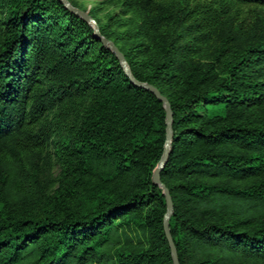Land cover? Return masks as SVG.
I'll return each mask as SVG.
<instances>
[{"label": "trees", "instance_id": "trees-1", "mask_svg": "<svg viewBox=\"0 0 264 264\" xmlns=\"http://www.w3.org/2000/svg\"><path fill=\"white\" fill-rule=\"evenodd\" d=\"M124 7V32L80 10L169 102L179 264H264V0ZM166 128L165 105L60 0H0V264H173L152 179Z\"/></svg>", "mask_w": 264, "mask_h": 264}, {"label": "water", "instance_id": "water-1", "mask_svg": "<svg viewBox=\"0 0 264 264\" xmlns=\"http://www.w3.org/2000/svg\"><path fill=\"white\" fill-rule=\"evenodd\" d=\"M65 7L70 10L72 13H75L76 15L80 16L83 20H85L87 23H89L93 29H94V33L95 36L98 38V40H100L103 45H105L106 47H108L110 50H112L118 60L120 61L124 72L126 73L127 77L130 79V81L137 87L148 90L150 92H152L158 99L160 102H162L165 105L166 108V122H167V140H166V144H165V149L162 155V158L159 162V165L157 166V168L154 170L152 179L153 182L155 184H157L158 186H160V188H162L163 193L165 195L166 198V203H167V210H166V214L164 217V231L166 234V238L168 240L170 249H171V254H172V260H173V264H179L178 261V257H177V252H176V248L172 239V236L170 234V230H169V224H168V220L171 217L172 211H173V203L169 194L168 189L165 187V185L162 183L161 181V177H160V173L162 171V169H164L167 159H168V155H169V148H170V143H171V139H172V123H173V116H172V112L170 109V105L168 100L163 97L160 92L158 91L157 88H155L154 86L147 84V83H142L137 81L136 79H134L133 75L131 74V71L126 63L125 57L123 56V54L119 51V49L113 44V42H111L108 39H105L104 37H102L99 33L98 30V26L96 24V22L85 12H83L82 10L78 9V8H74L72 7L67 0H60Z\"/></svg>", "mask_w": 264, "mask_h": 264}, {"label": "rangeland", "instance_id": "rangeland-1", "mask_svg": "<svg viewBox=\"0 0 264 264\" xmlns=\"http://www.w3.org/2000/svg\"><path fill=\"white\" fill-rule=\"evenodd\" d=\"M73 1L80 9L87 11L88 13L93 14L97 19L103 24H108L112 30L119 32H124L126 28H121V24H125L130 20L131 15L126 13L124 7L125 0H71ZM133 19V13H132ZM221 110H213L210 112L212 114L220 112ZM79 113V112H77ZM76 113V114H77ZM72 118V117H71ZM68 118L62 124V129L57 133L56 138H63L72 127L74 118ZM58 173V167L54 168V174Z\"/></svg>", "mask_w": 264, "mask_h": 264}]
</instances>
